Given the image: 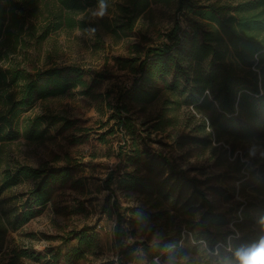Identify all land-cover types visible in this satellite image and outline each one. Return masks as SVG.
Returning <instances> with one entry per match:
<instances>
[{"label": "rangeland", "instance_id": "obj_1", "mask_svg": "<svg viewBox=\"0 0 264 264\" xmlns=\"http://www.w3.org/2000/svg\"><path fill=\"white\" fill-rule=\"evenodd\" d=\"M176 1L152 0L131 30L121 27L124 17L119 5L125 0H105L103 16L96 14L98 2L75 12L74 26L65 24L37 42L38 20L47 15L46 4H41L38 15L27 17L22 30L12 28L11 39H2L0 67L4 69L20 68L33 74L50 67L75 66L84 74L81 80L70 78L63 92L37 98L21 109L13 127L0 122V264H116V216L111 210V192L102 181L112 169L121 173L134 169L117 154L124 140L128 149L135 144L151 153L160 151L178 167L190 169V174L208 177L203 185L207 196L216 211L224 212L229 220L220 225L221 230L237 231L238 223L244 230L256 228L258 210L264 204V133L236 142L233 151L230 144L214 140L209 145L177 146L174 139L182 131V119L191 106L177 108L179 122L174 126L164 131L152 126L164 99L172 97V74H156L150 83L160 90L158 97L145 105L131 104L125 113L129 125L117 128L116 98L139 77L135 67L145 48L167 41ZM21 82L19 79L13 87ZM7 101V94L0 89V119L4 117L1 112L10 107L2 106ZM18 165H67L71 171L67 179L51 180L49 200L36 208L30 220L16 225L20 204L35 184L32 178L10 186L2 184L5 172ZM242 180L246 181L244 186ZM260 185L262 188L256 189ZM161 189L116 190L122 211L137 221L125 223L126 241L152 244L180 232L179 243L184 249L179 253H186L171 250L152 257L138 249L131 253L128 264L223 261L224 255L211 252L206 241H196L189 228L202 211L198 203L190 200L193 205H187V191L182 196L174 191L170 196ZM244 210L249 215L246 221H242Z\"/></svg>", "mask_w": 264, "mask_h": 264}, {"label": "trees", "instance_id": "obj_2", "mask_svg": "<svg viewBox=\"0 0 264 264\" xmlns=\"http://www.w3.org/2000/svg\"><path fill=\"white\" fill-rule=\"evenodd\" d=\"M151 1L125 0L121 3L119 11L124 17L122 29L131 30L137 17ZM98 2L100 0H0V45L4 37L11 39L12 28L22 30L27 17H36L41 4H46L47 15L38 20L41 24L37 42L65 24L74 26L77 21L73 14ZM174 17L172 26L166 32L167 41L145 48L143 58L135 67L139 77L134 78L131 86L116 98L113 109L117 128L129 125V117L125 113L131 104L145 105L158 97L160 90L150 83L156 74L162 77L172 74V97L164 99L162 111L157 114L152 126L156 131L174 126L179 122L175 112L177 108L191 106L192 110L188 109L182 119V131L174 139V144L182 147L188 143L209 145L213 140L224 141L230 144L233 151L236 142L262 136L264 0H177ZM83 74L82 69L75 66L50 67L33 74L20 68L0 67V89L8 98L2 106H10L6 110L9 116L1 112L4 117L0 122L13 127L21 109L37 98L63 92L70 78L81 80ZM19 79L22 82L13 87ZM128 146L129 143L124 140L117 154L120 158H126L134 169L123 173L120 169H112L102 181L111 192V210L116 216L113 225L114 241L118 247L116 264H128L131 253L138 249L151 253L152 257L171 250L178 254L184 249L179 243L180 232L158 243L127 242L125 223L137 221H131L132 217L127 215V211H122L117 189L143 191L162 187L170 196L174 191L179 196L187 191V205H193L190 201L193 200L202 210L197 221L189 228L194 231L196 241L204 240L211 252L224 255L223 261L218 264H236L234 250L264 236V204L258 210L255 229L244 230L238 223L237 231L221 230L220 225L229 220L224 212L216 211L207 196L203 185L208 182V177L190 174V169L178 167L160 151L151 153L135 144L132 149H128ZM70 168L67 165H18L5 172L2 182L5 186L17 184L23 178L35 180L16 213V225L27 222L35 215L36 208L49 200L50 181L55 178L67 179ZM240 170L241 165L237 168L238 172ZM244 180L241 181L242 186L246 184ZM257 188L261 189L262 185ZM248 218L244 210L242 221Z\"/></svg>", "mask_w": 264, "mask_h": 264}, {"label": "clouds", "instance_id": "obj_3", "mask_svg": "<svg viewBox=\"0 0 264 264\" xmlns=\"http://www.w3.org/2000/svg\"><path fill=\"white\" fill-rule=\"evenodd\" d=\"M106 8L104 0H100L99 12L96 14L103 16ZM233 258L236 264H264V236L250 245L237 247L233 252Z\"/></svg>", "mask_w": 264, "mask_h": 264}]
</instances>
